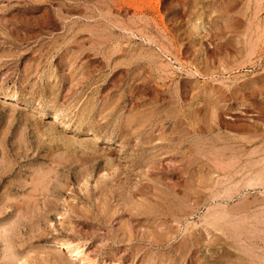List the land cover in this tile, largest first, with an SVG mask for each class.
Wrapping results in <instances>:
<instances>
[{"label":"rangeland","instance_id":"rangeland-1","mask_svg":"<svg viewBox=\"0 0 264 264\" xmlns=\"http://www.w3.org/2000/svg\"><path fill=\"white\" fill-rule=\"evenodd\" d=\"M175 123L177 148L158 139ZM263 148L264 0H0V264H264ZM168 187L196 201L186 220Z\"/></svg>","mask_w":264,"mask_h":264},{"label":"bare ground","instance_id":"bare-ground-1","mask_svg":"<svg viewBox=\"0 0 264 264\" xmlns=\"http://www.w3.org/2000/svg\"><path fill=\"white\" fill-rule=\"evenodd\" d=\"M106 1V0H105ZM251 1V0H250ZM110 2H111V0H110ZM254 2H256V1H254ZM113 3V2H112ZM256 4V3H255ZM155 5V4H154ZM136 6V5H135ZM256 6H257V4H256ZM142 7V6H141ZM125 10V9H124ZM140 12V11H139ZM122 14V13H121ZM241 14V13H240ZM107 15V14H106ZM140 15V14H139ZM238 15V14H237ZM253 15V14H252ZM109 16V15H108ZM254 16V15H253ZM256 17V16H255ZM102 18V17H101ZM253 19H254V17H253ZM129 23V22H128ZM131 23V22H130ZM249 23V22H248ZM134 24V23H133ZM252 24V23H251ZM254 25V24H253ZM256 26V25H255ZM164 27V26H163ZM197 30H198V28L197 27H195ZM199 28H200V26H199ZM247 28V27H246ZM209 29V28H208ZM139 30H141V29H139ZM160 31V30H159ZM215 31V30H214ZM137 32V31H136ZM140 32V31H139ZM213 32V31H212ZM138 34V33H137ZM258 34H260V33H258ZM192 35V34H191ZM213 35V34H212ZM262 35V34H261ZM257 36V35H256ZM255 36V37H256ZM99 38H101V37H99ZM208 38V37H207ZM206 39V38H205ZM213 39V38H212ZM253 39H255V38H253ZM247 40H249V39H247ZM259 39H257L256 41H258ZM254 41V40H253ZM199 42H200V40H199ZM207 42V41H206ZM250 43V42H249ZM248 43V44H249ZM256 44V43H255ZM254 44V45H255ZM253 45V44H252ZM251 45V46H252ZM253 45V46H254ZM257 46V45H256ZM255 46V47H256ZM210 47V46H209ZM140 49H141V47H140ZM250 50H252V49H250ZM247 51H249V50H247ZM250 52V51H249ZM151 54V53H150ZM251 54H252V51H251ZM121 55V54H120ZM186 55V54H185ZM151 57V56H150ZM123 58V57H122ZM147 58V57H146ZM155 59V58H154ZM246 60V59H245ZM127 64H128V62H127ZM205 64V63H204ZM242 64V63H241ZM244 64V63H243ZM196 65V64H195ZM142 66V65H141ZM145 68H147V67H145ZM124 69H126V68H124ZM148 69V68H147ZM162 69V68H161ZM136 70V69H135ZM156 71V70H155ZM127 72V71H126ZM130 73V72H129ZM136 73V72H135ZM195 73V72H194ZM210 73V72H209ZM137 76V75H136ZM208 78V77H207ZM149 79V78H148ZM145 80V79H144ZM143 80V81H144ZM161 80V79H160ZM158 82V81H157ZM184 83V82H183ZM186 83V82H185ZM204 85V84H203ZM163 87V86H162ZM165 88V87H164ZM197 88V87H196ZM216 89V88H215ZM222 89V88H221ZM168 91V90H167ZM213 91V90H212ZM211 91V93H213ZM163 92H165V91H163ZM232 92V91H231ZM234 92V91H233ZM168 93V92H167ZM171 93V92H170ZM5 95V94H4ZM172 96V95H171ZM174 96V95H173ZM173 96H172V98H173ZM5 97V99L6 100H15V99H17V94L14 92V93H11V94H8V95H5L4 96ZM107 97V96H106ZM201 98V97H200ZM165 99V98H164ZM170 99V98H169ZM171 100V99H170ZM215 101V100H214ZM218 101V100H217ZM172 101H170V103H171ZM174 102V101H173ZM190 103V102H189ZM220 103V102H219ZM228 103V102H227ZM153 105V104H152ZM169 105V104H168ZM206 106V105H205ZM170 107V106H169ZM168 107V108H169ZM197 111V110H196ZM156 112V111H155ZM215 112V111H214ZM213 112V113H214ZM262 112V111H261ZM167 113H170V112H167ZM166 113V114H167ZM148 115V114H147ZM147 115L146 116H142V119H144V118H147ZM150 115V114H149ZM148 115V116H149ZM213 115V114H212ZM159 116V115H158ZM167 116V115H166ZM168 116L170 117V114H168ZM167 116V117H168ZM174 116H176V115H174ZM214 116V115H213ZM216 116V115H215ZM156 117V116H155ZM165 117V116H164ZM163 117V118H164ZM168 117V118H169ZM177 117V116H176ZM161 118V117H160ZM57 119H58V117L57 116H54V120H56L57 121ZM158 119V118H157ZM165 119H166V117H165ZM164 119V120H165ZM172 119V118H171ZM166 120H168V119H166ZM170 120V119H169ZM147 121V120H146ZM172 121H174V119L172 120ZM168 123H170L169 121H168ZM167 123V124H168ZM157 124V123H156ZM171 124V123H170ZM213 124V123H212ZM230 124V123H229ZM64 125V124H63ZM145 126V125H144ZM173 127H172V129L170 128V133H172L170 136H172V135H176V136H179V137H176V138H171V139H167L165 136H167L166 134L164 135L163 133H162V135H160L159 136V134H158V139L159 140H161V141H168V142H171L170 143V145L171 144H173V141H175L176 140V144H173V145H175L176 146V148H177V146H181V144L183 143L184 144V142H188V138H186V134L188 135V131L186 130V129H179L180 131H178V126H177V123H175V124H173L172 125ZM227 126V125H226ZM194 127V126H193ZM192 127V128H193ZM211 127V126H210ZM181 128V127H180ZM148 129V128H147ZM159 129V128H158ZM226 130V129H225ZM255 131V130H254ZM228 132V131H227ZM238 132V131H237ZM161 133V132H160ZM169 133V132H168ZM255 133V132H254ZM180 134H182L181 136H180ZM222 135V134H221ZM224 136V135H223ZM182 137V138H181ZM188 137V136H187ZM221 137V136H220ZM225 137V136H224ZM226 138V137H225ZM148 139V138H147ZM122 140V139H121ZM138 140V139H137ZM223 141H224V139H222ZM228 140V139H227ZM230 140V139H229ZM232 140H234V139H232ZM65 141V140H64ZM70 141H72V140H69V141H67V142H70ZM77 141V140H76ZM136 141V140H135ZM221 141V140H220ZM67 142H64V143H66V146H67ZM75 142V141H74ZM138 142H139V140H138ZM156 142V141H155ZM158 142V141H157ZM217 142V141H216ZM236 142V141H235ZM63 143V142H62ZM161 144L159 145V146H162V148H165L166 149V145H162V143L163 142H160ZM74 144V143H73ZM73 144H71V146L73 145ZM143 144V143H142ZM147 144V143H146ZM166 144V143H165ZM182 144V145H183ZM232 145H233V143H231ZM238 144V146L239 145H241V144H239V143H237ZM236 144V145H237ZM83 145H84V143H83ZM68 146H69V144H68ZM156 146V145H155ZM159 146H157V147H159ZM169 146V145H168ZM172 146V145H171ZM84 147H86V146H84ZM92 147V146H91ZM90 147V148H91ZM153 147V146H152ZM157 147H155V148H157ZM170 147V146H169ZM168 147V148H169ZM173 147V146H172ZM240 147V146H239ZM67 148V147H66ZM65 148V149H66ZM88 148V147H87ZM161 148V149H162ZM168 148H167V150H168ZM235 148V147H234ZM89 149V148H88ZM154 149V148H153ZM160 149V148H159ZM184 149V148H183ZM233 149V148H232ZM264 149V148H263ZM85 150V149H84ZM83 150V151H84ZM173 151L172 149H169V151ZM234 150V149H233ZM87 151H89V150H87ZM175 151V150H174ZM235 151V150H234ZM254 151V150H253ZM95 152V151H94ZM231 152V151H230ZM85 153V152H84ZM89 153H90V151H89ZM148 153V152H147ZM177 153V152H176ZM188 153V152H187ZM156 154V153H155ZM159 154V153H158ZM165 154H167V153H165ZM84 155V154H83ZM94 155H95V153H94ZM160 155V154H159ZM168 155V154H167ZM190 155V154H189ZM91 156V155H90ZM155 156V155H154ZM157 156V155H156ZM143 157V156H142ZM150 157V156H149ZM154 157H152V159H153ZM184 158V157H183ZM186 158H188V157H186ZM169 159V158H168ZM196 159V158H195ZM154 160H155V158H154ZM171 160V159H170ZM170 160H169V162H170ZM198 160V159H197ZM107 161V160H106ZM158 161V160H157ZM156 161V162H157ZM160 161V160H159ZM236 161V160H235ZM112 162V161H111ZM110 162V163H111ZM172 162V161H171ZM183 162H184V160H183ZM186 162V161H185ZM194 162V161H193ZM196 162H199V160L198 161H196ZM220 162V161H219ZM148 163V162H147ZM192 163V162H191ZM191 163L188 161L186 164L185 163H183L184 165H181L182 167L181 168H179V167H171V168H173V169H171L169 172L167 171V173L170 175V176H173V177H176V176H179V174L181 173V172H187V174L188 173H190V172H188L190 169V166H192L191 165ZM202 163V162H201ZM210 163V162H209ZM255 163V162H254ZM107 164H109V162L107 163ZM110 165H112V163L110 164ZM141 165V164H140ZM230 165V164H229ZM232 165V164H231ZM144 166V165H143ZM194 166V165H193ZM220 166V165H219ZM157 167V166H156ZM111 168V167H110ZM152 168V167H151ZM159 168H160V166H159ZM163 168V167H162ZM176 168V169H175ZM203 168H205V167H203ZM148 170H149V168H147ZM170 169V168H169ZM221 169H223V168H221ZM155 170V169H154ZM159 170H161V169H159ZM168 170V169H167ZM211 170V169H210ZM210 170H208V171H210ZM153 171V170H152ZM156 171H157V169H156ZM163 171V170H162ZM200 171V170H199ZM202 171V170H201ZM252 172V171H251ZM160 173V172H159ZM158 173V174H159ZM167 173H165V175L167 174ZM194 173V172H193ZM211 173H212V171H211ZM261 173V172H260ZM148 174V173H147ZM151 174V173H150ZM182 174V173H181ZM186 174V173H185ZM186 174V175H187ZM198 174V173H197ZM205 174V173H204ZM161 175V174H160ZM195 175V174H194ZM207 175V174H206ZM253 175V174H252ZM150 176V175H149ZM200 176V175H199ZM146 177H148V176H146ZM168 177V176H167ZM162 178V177H161ZM199 178V177H198ZM258 178V177H257ZM257 178H255L257 181L261 178H259V179H257ZM174 179V178H173ZM206 179V178H205ZM208 179V178H207ZM245 179V178H244ZM250 179V180H249ZM248 180L249 181H246V183H244L246 186H247V188L248 187H253V186H255L256 184H259L260 182H264V180L262 181H260L259 183L257 182L256 183V180L254 179H252L251 180V178H249ZM163 180V179H162ZM232 180H233V178H232ZM238 181V180H237ZM242 181V180H241ZM157 182V181H156ZM162 182V181H161ZM229 182V181H228ZM231 182V181H230ZM243 182V181H242ZM164 183V182H163ZM202 183V182H201ZM240 183V182H239ZM169 184V183H168ZM175 184H177V183H175ZM229 184V183H228ZM230 184H233V183H230ZM241 184V183H240ZM243 184V185H244ZM167 185V184H166ZM170 185V184H169ZM168 185V186H169ZM200 185V184H199ZM226 185V184H225ZM236 185V184H235ZM262 185H263V183H262ZM170 186H172V185H170ZM169 186V187H170ZM177 186H178V184H177ZM176 186V187H177ZM180 186V185H179ZM202 186V185H201ZM240 185H238V187H239ZM260 186H261V184H260ZM167 188V189H169V191H171V197L170 198H174V199H171L172 201H169L170 199H164L163 197L161 198V199H163V200H165V202H164V205H165V211H167V212H169V214H171L172 216H174V218H177L178 219V217L177 216H180V217H184V216H190L191 215V212H192V206L194 205V203L196 202H193V204L191 205V204H189L190 203V197H191V194L189 193V192H185L184 193V196L182 197L181 196V198H178L176 195H177V192H178V190H176V189H173V191L172 190H170V188ZM182 187H184V186H182ZM237 187V188H238ZM258 187V186H257ZM231 188V187H230ZM236 188V187H235ZM247 188H245L244 190H246ZM182 189V188H181ZM180 189V190H181ZM184 189H187L186 187H184ZM189 189V188H188ZM191 189V188H190ZM189 189V190H190ZM200 189V188H199ZM217 189V188H216ZM249 189V188H248ZM253 189V188H252ZM179 190V191H180ZM211 190V189H210ZM215 190V189H214ZM217 190H219V189H217ZM232 190V189H231ZM242 190H243V188H242ZM182 191V190H181ZM180 191V192H181ZM193 191V190H192ZM204 191V190H203ZM221 191H222V189H221ZM221 191H220V193H221ZM230 191V190H229ZM241 191V190H240ZM239 191V192H240ZM248 191V190H247ZM142 192V191H141ZM167 192V191H166ZM196 192V191H195ZM199 192H201L200 190H199ZM216 192H219V191H216ZM238 192V191H237ZM239 192H238V194H239ZM143 193V192H142ZM141 193V194H142ZM148 194H149V192H147ZM213 193V192H212ZM219 193V194H220ZM145 194V193H144ZM169 194H170V192H169ZM169 194H168V192H167V194H166V197H168L169 196ZM195 194V193H194ZM197 194V193H196ZM203 194V193H202ZM222 194H227V193H222ZM229 195L231 194L230 192L228 193ZM233 194V196H234V193H232ZM236 194V193H235ZM225 195H222V197L223 196H225ZM142 196H144V195H142ZM200 196V194L198 195V197ZM215 196H218V195H215ZM239 196V195H238ZM139 197H141V196H139ZM219 197V196H218ZM202 198H204V196L202 197ZM209 198V197H208ZM210 198H211V196H210ZM241 198V197H240ZM193 199V198H192ZM197 199H200V197L199 198H197ZM196 199V200H197ZM217 199V198H216ZM215 199V200H216ZM220 199H221V196H220ZM228 199H229V197H228ZM227 199V200H228ZM263 199L264 198H262V202H263ZM143 200V199H142ZM232 200V199H231ZM230 200V201H231ZM198 201V200H197ZM203 201V200H202ZM221 201H223V200H221ZM154 202V201H153ZM192 202V201H191ZM206 202H207V199H206ZM210 202V201H209ZM214 202V201H213ZM220 202V201H219ZM228 202V201H227ZM238 202V201H237ZM236 202V203H237ZM240 202V201H239ZM239 202H238V205H240L241 204V202H240V204H239ZM251 202V201H250ZM168 203V204H167ZM200 203V202H199ZM204 203V202H203ZM218 203V202H217ZM243 203V202H242ZM249 203V202H248ZM253 203V202H252ZM156 204V203H155ZM197 203H195V205H196ZM209 204V203H208ZM218 204H220V203H218ZM234 204H235V202H234ZM245 204H247V202L245 203ZM262 204V203H261ZM137 205H139V204H137ZM200 205V204H199ZM202 205V204H201ZM206 205V204H205ZM215 205V204H214ZM244 204H242L240 207L242 208V206H243ZM197 206V205H196ZM198 207V206H197ZM197 207H195V208H197ZM244 207V206H243ZM245 207H247V205H245ZM199 208V207H198ZM232 208V207H231ZM141 209V208H140ZM146 209H148V210H150V211H156V210H158L157 208H155V207H147ZM223 209V208H222ZM224 209H225V207H224ZM243 209V208H242ZM245 209V208H244ZM213 210H215V209H213ZM218 210V209H217ZM216 210V211H217ZM221 210V209H220ZM226 210V209H225ZM238 211H240V208L239 209H237ZM236 210V211H237ZM246 210H249V209H246ZM162 211V210H161ZM194 211V210H193ZM219 211V210H218ZM222 211V210H221ZM228 211V210H227ZM237 211V213H239ZM243 211V210H242ZM149 212V211H148ZM159 212V211H158ZM157 212V213H158ZM241 212V211H240ZM225 213L226 212H224V215H225ZM236 213V212H235ZM195 214V213H194ZM214 214H215V212H214ZM226 214H229V211H228V213H226ZM232 214V213H231ZM231 214H229V215H231ZM204 215V214H203ZM219 215H220V212H219ZM253 215V214H252ZM206 216V215H205ZM204 216V217H205ZM232 217H234V215H231ZM171 217V216H170ZM179 217V218H180ZM186 217H184L185 218V220H186ZM203 217V216H202ZM208 217V216H207ZM230 217V216H229ZM172 218V217H171ZM189 218H191V217H189ZM222 218H224V217H222ZM225 218H228V217H225ZM224 218V219H225ZM231 218V217H230ZM183 219V218H182ZM209 219V218H208ZM218 219V220H217ZM248 219V218H247ZM180 220V219H179ZM184 220V219H183ZM203 220H204V218H203ZM210 221L208 222L207 221V218H206V222H208L209 224H208V226H210L212 229H214L215 230V232L217 231V233L219 232V233H221V234H225V233H223V228H222V223H220L221 222V220L222 219H219V218H216V220H211V219H209ZM220 220V222H218ZM237 220V219H236ZM180 222H181V220H180ZM204 222H205V220H204ZM223 222V221H222ZM226 223V222H225ZM201 224H203V222H201ZM234 225V224H233ZM236 225V224H235ZM205 226V227H204ZM232 226V225H231ZM238 226V225H237ZM201 227H202V225H201ZM204 227V228H203ZM203 230L205 229V232H206V234H207V236H209V238H210V233H211V231H209V230H211V229H209V228H206V225L204 224L203 225ZM228 227V226H227ZM240 227H242V226H240ZM226 228V227H225ZM209 229V230H208ZM200 230V229H199ZM202 230V229H201ZM246 230V229H245ZM192 231V230H191ZM203 232V231H202ZM226 232V231H225ZM229 232V231H228ZM230 233V232H229ZM237 233H238V231H237ZM185 234V235H184ZM183 234V236H182V238L180 239V241L178 242V243H176L177 244V249H179L177 252L179 253V258L181 259V261H183L182 259H185L184 258V256L186 255V253L191 249V248H193V247H197V249H199L198 247H200V243H201V247H202V240L200 239V237L202 236H200V237H195L194 236V234L192 233V232H190V233H184ZM199 234V233H198ZM213 234V233H212ZM236 234V233H235ZM239 234H241V233H239ZM227 235V234H226ZM206 236V239L208 238ZM225 236V235H224ZM229 236V235H228ZM245 236V235H244ZM229 237H231V235L229 236ZM238 237V236H237ZM215 240H214V239ZM221 238V239H220ZM227 239H229L228 237H226ZM235 238V237H234ZM233 237L231 238L232 240L234 239ZM252 238V237H251ZM205 239V238H204ZM212 239H213V245L214 244H220V242L223 240V243L222 244H224V242H226L225 240L226 239H222V237H220V236H217V234H215V236H212ZM211 238L209 239V240H207L206 242L207 243H210V240H212ZM230 239V240H231ZM247 239V238H246ZM158 240V241H157ZM157 240H156V238H153V242H151L150 244H156V245H164V244H168L169 245V247L172 249V247L173 246H175L174 245V243L173 244H171L170 243V241L172 240L171 238H169V237H167V236H164V237H160V238H157ZM238 240V239H237ZM205 241V240H204ZM243 241V240H242ZM205 242V243H206ZM238 242V241H237ZM233 243H235V242H233ZM198 244H199V246H198ZM242 244V243H241ZM250 244V243H249ZM251 244H253V243H251ZM60 245H62V248H63V250H65L66 251V253H69V254H71V256H73V257H77V258H81L82 256H81V252L82 251H79L78 249H74V246H71V245H68V244H63V243H61ZM203 245H204V242H203ZM238 245V244H237ZM240 245V244H239ZM248 245V244H247ZM207 246V245H206ZM230 246L234 249V251H240L238 248V246H234V245H232V243H230ZM241 246V245H240ZM250 246V245H249ZM160 247V246H159ZM204 247V246H203ZM221 247V246H220ZM246 247V249H248L247 248V246H245ZM253 247V246H252ZM169 248V249H170ZM241 248V247H240ZM257 248V247H256ZM176 249V250H177ZM194 249H196V248H194ZM205 249H207V248H205ZM255 249V248H254ZM204 251V250H203ZM217 251V250H216ZM223 251V250H222ZM221 252V251H220ZM248 252H249V256H251L252 255V253H253V248H249L248 249ZM169 253V252H168ZM168 253H166V254H168ZM215 253V252H214ZM235 253V252H234ZM241 253V252H240ZM188 254V253H187ZM227 254H228V252H227ZM206 255V254H205ZM205 255H203L204 256V258H203V260H204V262H202L201 264H218V262L219 263H221V261H219L218 260V262H210V260H209V258H208V260L209 261H206L207 259L205 258ZM229 256H231L229 259H227L226 260V264H239L240 262L239 261H241V258H240V256L239 255H237V254H232V255H230V254H228ZM254 255V254H253ZM187 256V255H186ZM185 256V257H186ZM228 256V257H229ZM252 258V257H251ZM250 259V258H249ZM81 260H82V258H81ZM84 260V259H83ZM243 260V259H242ZM245 260V259H244ZM251 260V259H250ZM253 260V259H252ZM251 260V261H252ZM257 260H258V258H257ZM259 260H260V258H259ZM254 261V260H253ZM264 261V260H263ZM239 262V263H238ZM245 262H247V260L245 261ZM249 262V261H248ZM55 263V262H54ZM255 263H257V262H255ZM191 264H192V262H191ZM197 264V263H196ZM245 264V263H244Z\"/></svg>","mask_w":264,"mask_h":264}]
</instances>
